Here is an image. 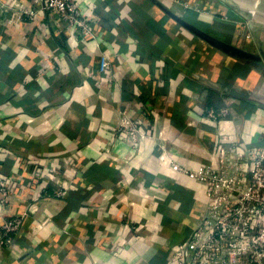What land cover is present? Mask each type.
Returning <instances> with one entry per match:
<instances>
[{"label": "crops", "instance_id": "obj_1", "mask_svg": "<svg viewBox=\"0 0 264 264\" xmlns=\"http://www.w3.org/2000/svg\"><path fill=\"white\" fill-rule=\"evenodd\" d=\"M80 1L76 42L2 0L0 226L23 223L0 264H177L208 198L173 160L264 150V0Z\"/></svg>", "mask_w": 264, "mask_h": 264}, {"label": "built area", "instance_id": "obj_2", "mask_svg": "<svg viewBox=\"0 0 264 264\" xmlns=\"http://www.w3.org/2000/svg\"><path fill=\"white\" fill-rule=\"evenodd\" d=\"M80 0H44L71 32L74 41L96 38L95 29L81 8ZM3 3L0 0V9ZM26 20L38 11L21 8ZM110 60L102 58L107 74ZM163 135V133L161 134ZM172 168L206 186L208 213L193 235L175 253L177 264H264V150L228 152L221 149L220 166L194 169L173 160ZM2 184V183H1ZM2 186L1 206L9 203V190ZM23 217H8L0 226V251L15 243ZM44 222L38 224L39 228ZM185 255L191 260H185Z\"/></svg>", "mask_w": 264, "mask_h": 264}, {"label": "water", "instance_id": "obj_3", "mask_svg": "<svg viewBox=\"0 0 264 264\" xmlns=\"http://www.w3.org/2000/svg\"><path fill=\"white\" fill-rule=\"evenodd\" d=\"M211 40L213 41V39H211ZM213 43H217V42L213 41Z\"/></svg>", "mask_w": 264, "mask_h": 264}]
</instances>
